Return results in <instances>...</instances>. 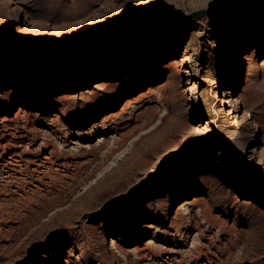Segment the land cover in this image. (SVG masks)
Here are the masks:
<instances>
[{
  "label": "rangeland",
  "instance_id": "374dc122",
  "mask_svg": "<svg viewBox=\"0 0 264 264\" xmlns=\"http://www.w3.org/2000/svg\"><path fill=\"white\" fill-rule=\"evenodd\" d=\"M150 1L0 0V46L11 48H0V264H264V10L193 19L191 59L185 21L53 60L7 56L264 5L169 0L172 10L72 45L10 47L26 31L82 32ZM194 124L215 132L164 161ZM224 127L236 144L217 137Z\"/></svg>",
  "mask_w": 264,
  "mask_h": 264
},
{
  "label": "bare ground",
  "instance_id": "6f19581e",
  "mask_svg": "<svg viewBox=\"0 0 264 264\" xmlns=\"http://www.w3.org/2000/svg\"><path fill=\"white\" fill-rule=\"evenodd\" d=\"M170 1L172 2V0H170ZM168 2H169V0H152L150 2L145 3L144 7L138 8L136 10V12H131L130 10H128L127 14L125 16H123V15L118 16L115 18V21H111L110 19H101L95 25H91V26H88L86 28H83L82 32L78 31V32H74L71 34H65V33L61 32V33H59V35L52 37L50 35L48 36V34L46 36V34H44L42 31L41 32L26 31L25 32L26 40L23 37L19 38L18 40L14 39V40H12V42H11L12 45L10 47L22 48L23 50H25L26 48H23V47H27V48L32 49V48L47 47V46H52V45L53 46L72 45V44H75V43L79 42L80 40L86 38V36H88V34H89L88 32L98 33V34H103V33L109 32L112 28H115L116 26H120V25L126 23L129 20V16H136L137 18H146V17H151V16L158 14V13L165 12L167 10H172L174 7L172 5H170L171 3L168 4ZM212 2H213V0H199V1H196L195 4L206 5V4H211ZM74 6H73V8L76 7V6L75 7ZM74 10H76V9H74ZM48 13H50V12H48ZM0 14H2L1 11H0ZM18 19L19 18L16 17L17 21H18ZM201 20L202 19H199V20L189 19L183 23L184 25L190 24V28L186 31V35H185L186 38L183 40V43L185 44V46H184L185 52L190 53L189 59L193 58L195 53H196L193 49V46H194L193 44H194V40L196 38L200 37V33H201L198 30L193 29V26H194V23L199 24ZM175 26H178V25H175ZM175 26H165L164 28L169 29V28H172ZM164 28H162V29H164ZM154 31H156V30H152L149 32H154ZM165 31H169V30H165ZM0 34H2V30H0ZM174 35H176V34H174ZM169 36L170 35H167V37H169ZM0 48L2 50H7V51L11 50V48H9V47L0 46ZM252 53L253 52H251L250 54H247V55H246V53H244L242 55L235 53L234 55H235V59L237 60V63H238V62H240L241 59L242 60H249L250 56H252ZM0 57L4 59L3 56L0 55ZM19 61H22V60H19ZM26 61H29V60H26ZM174 63H175V60H172L171 64H174ZM100 81L101 80H97V81L93 82V83H95V85L92 88H101L103 86V84ZM223 81L225 82V80H223ZM78 93L81 95L89 94L90 89L87 90V88H82L79 90ZM65 95H68V94H65ZM24 101L26 102L25 104H23L25 106L35 104V100H32V102L30 100H24ZM27 101H29V102H27ZM230 111L231 110H228L227 115H229ZM205 121L207 122L206 124H210V122H211L210 118L206 119ZM201 128H203V124H194L193 129L191 128L185 134V136L183 137V140L181 139L182 141L180 143L173 145L170 148H168L167 150H165L164 161L169 160L173 155L177 154L181 150V144L186 142L188 139H192V140H195L196 142H198V141L200 142L201 140H204L205 137H207L209 134L215 132V130L211 129L212 127H210L209 130L204 135H200L198 130H200ZM217 131H219V135H217V137H220V138L223 137L225 139H229V141H228L229 146L236 144V141L233 138V134L229 129L224 127V128H219ZM160 164H157L155 167L152 168V170L155 169L156 167H158Z\"/></svg>",
  "mask_w": 264,
  "mask_h": 264
},
{
  "label": "water",
  "instance_id": "95a60500",
  "mask_svg": "<svg viewBox=\"0 0 264 264\" xmlns=\"http://www.w3.org/2000/svg\"><path fill=\"white\" fill-rule=\"evenodd\" d=\"M264 10V5L262 7H258V8H250V7H243V8H236L233 10H226V9H201V10H197V11H193L187 15H178V14H174V15H170L168 17H165L161 20L155 21V22H151L148 24H144V25H140L138 27H134V28H125L122 29L120 31H117L116 33L107 36V37H103L99 40H95L92 41L88 44L85 45H81L77 48L74 49H66V50H52V51H47V52H42V53H26V52H15L10 53V54H6L7 56L10 57H14V56H18V55H30V56H34L36 58H46V59H58V58H62L66 55H68L69 53H79L83 50H86L88 48H91L92 46H96V45H100L102 43L108 42V41H112L115 39H118L120 37L125 36L128 33H137V32H141L143 30H148L150 28H156V27H162L168 24H176V23H181L183 21L189 20V19H195V18H199L202 16H207L210 18H218V17H223V16H231V15H235V14H242L245 12H259ZM0 54H5V52L0 51Z\"/></svg>",
  "mask_w": 264,
  "mask_h": 264
}]
</instances>
